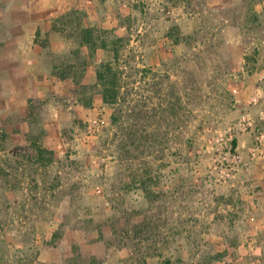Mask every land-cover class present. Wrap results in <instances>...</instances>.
<instances>
[{
	"label": "rangeland",
	"instance_id": "374dc122",
	"mask_svg": "<svg viewBox=\"0 0 264 264\" xmlns=\"http://www.w3.org/2000/svg\"><path fill=\"white\" fill-rule=\"evenodd\" d=\"M55 8L64 15L41 27L73 44L72 55L54 59L68 73L82 77L89 65L81 28L130 39L122 57L125 117L112 124L116 106L96 103L97 81L32 99L20 123L0 116V264L193 256L194 221L224 203L243 164L231 155L244 133L232 136L229 128L249 116L246 133L264 131V0H0V26L31 25ZM130 129L142 136L130 149L139 146L142 155L124 159L120 146ZM34 143L53 151V162L49 155L39 162ZM227 168L234 177L223 183ZM147 170L165 193L154 205L128 184Z\"/></svg>",
	"mask_w": 264,
	"mask_h": 264
},
{
	"label": "crops",
	"instance_id": "0c3cea01",
	"mask_svg": "<svg viewBox=\"0 0 264 264\" xmlns=\"http://www.w3.org/2000/svg\"><path fill=\"white\" fill-rule=\"evenodd\" d=\"M64 13L55 8L37 13L31 25L14 21L0 26V116L15 124L27 115L32 99L47 100L62 93L64 84L77 88L96 83L98 67L114 62V54L104 49H97L90 62L89 48L82 45L80 51L89 64L82 77L68 73L66 64L56 67L54 59L72 55L73 44L60 31L41 24ZM43 36L48 37V44L39 41ZM95 98L96 103H103L101 94ZM255 139L253 129L236 139L243 164L225 197L219 199L224 203H213L194 221V255L174 251L162 261L164 254L159 253L146 257V264H154L155 259L158 264H264V157L251 158Z\"/></svg>",
	"mask_w": 264,
	"mask_h": 264
},
{
	"label": "trees",
	"instance_id": "16d2710c",
	"mask_svg": "<svg viewBox=\"0 0 264 264\" xmlns=\"http://www.w3.org/2000/svg\"><path fill=\"white\" fill-rule=\"evenodd\" d=\"M104 2L105 0H101ZM179 27H173L170 35L173 37V43L179 44L181 38L179 36ZM109 34L107 31L98 30L97 28H81L79 30V41L81 45L87 46L92 53L97 49H104L111 51L114 54L113 63H103L97 69V88H100V94L103 97V102L105 105L115 107L116 109L111 117V122L113 125L119 124V122L125 117V110L123 106L127 99V96L122 93V78L126 72V66L123 64V56L128 43L130 42L129 38L124 37H115L109 39L106 35ZM142 74L147 73L146 69H143ZM128 94V92H127ZM124 103V104H123ZM122 106V107H121ZM140 112H143V109H140ZM142 136L138 131H133L130 129L129 133L124 137L120 148L121 153L124 159H128L132 154H140L136 151H139V146H136V151H132L130 147H135L138 140ZM234 146L236 141L234 140ZM33 150H35L38 161H44L46 156L49 155V162H53L55 153L38 146L36 143L33 145ZM138 156V155H137ZM130 189L132 185L140 189L145 198L151 205H154L158 202L159 199L165 196L163 191H156L155 187L159 185L157 177H154L150 171H145L141 173H134L131 176ZM133 188V187H132ZM58 236V235H56Z\"/></svg>",
	"mask_w": 264,
	"mask_h": 264
},
{
	"label": "built area",
	"instance_id": "2783aa9c",
	"mask_svg": "<svg viewBox=\"0 0 264 264\" xmlns=\"http://www.w3.org/2000/svg\"><path fill=\"white\" fill-rule=\"evenodd\" d=\"M254 102H256V99L254 100ZM261 119L264 120V112L261 113ZM253 125V120L251 117L246 116L243 119H241L236 126L229 128V132L231 133V135L233 136L236 132H241V133H246L247 131H249V129L252 127ZM231 136V137H232ZM233 139V137H232ZM232 157V161L237 163V164H241L242 162V157L240 154L238 153H234V155H231ZM250 156L253 159H259V158H263L264 157V131H261L256 139L255 142L252 146V148L250 149ZM218 167H216L217 169ZM233 171L234 168H227V169H221L220 170V175H221V181L223 183H227L229 182L230 179H232L233 176ZM246 264H253V263H246Z\"/></svg>",
	"mask_w": 264,
	"mask_h": 264
}]
</instances>
